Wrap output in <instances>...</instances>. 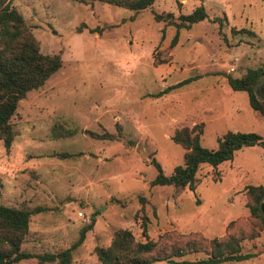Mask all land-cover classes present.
I'll list each match as a JSON object with an SVG mask.
<instances>
[{"label":"rangeland","instance_id":"374dc122","mask_svg":"<svg viewBox=\"0 0 264 264\" xmlns=\"http://www.w3.org/2000/svg\"><path fill=\"white\" fill-rule=\"evenodd\" d=\"M12 5L41 52L59 54L63 61L19 101L10 148L0 140V204L40 208L30 216L24 251L71 247L92 216L69 264H101L96 248L108 246L122 228L138 240L147 235L166 245L170 237L195 233L224 236L236 219L248 227L243 185L264 183L259 145L235 151L216 167L202 164L194 189L150 182L159 173L155 163L165 175L183 165L185 149L172 139L177 129L201 130L200 143L210 149L227 131L264 136V114L227 82L228 74L240 77L264 62V0H154L140 11L98 0H12ZM199 5L208 17L178 28L172 45L177 27L154 15L172 13L178 22ZM261 235L241 243V252L253 257L220 264H264V229ZM204 257L195 252L173 260ZM13 264L58 260L31 257Z\"/></svg>","mask_w":264,"mask_h":264},{"label":"trees","instance_id":"16d2710c","mask_svg":"<svg viewBox=\"0 0 264 264\" xmlns=\"http://www.w3.org/2000/svg\"><path fill=\"white\" fill-rule=\"evenodd\" d=\"M86 3L87 0H77ZM103 3L140 11L150 7L154 0H98ZM157 21H171L177 30L171 44L178 40V28L190 27L204 20L208 14L203 5L197 6L191 13L179 15L177 22L172 13H156ZM239 31H246L244 28ZM63 61L59 54H45L32 30L26 24L22 14L12 5V0H0V140L9 149L14 130L11 118L17 111L19 101L31 90L41 87L45 81L62 67ZM264 75V62L249 68L240 77L227 75V82L234 90L247 94L251 108L258 114H264V102L259 100L253 91L255 83ZM193 79L192 77L177 82L166 88V91L181 86ZM264 96V82L258 87ZM201 130L183 127L175 130L172 135L174 142L185 149L183 165L174 168L170 175H165L158 163L159 173L150 182L155 185H172L194 189L197 184L196 174L202 164L213 167L233 158L235 151L254 145L264 148V137L255 132L227 131L219 139L217 148L210 149L201 145ZM109 138L111 134H106ZM264 194V185L248 184L244 188L245 206L249 211L248 227L239 224L240 219L227 224V234L206 238L200 234L183 235L181 238H169L164 245L160 241L151 240L147 235V218L142 222L145 240H138L126 228L114 232L111 242L106 247H97L96 253L101 264H151L157 261H168L172 264H220L223 262L249 259L255 254L242 253V241L252 240L264 229V219L260 214L258 202ZM38 208H16L0 204V264H13L22 259L37 257L40 261H55L58 264H69L71 251L84 238L95 218L81 230V235L71 247L57 253L33 254L22 249V243L29 230L30 216ZM264 211V200L262 202ZM202 252L206 257L196 260H178L190 253Z\"/></svg>","mask_w":264,"mask_h":264},{"label":"water","instance_id":"95a60500","mask_svg":"<svg viewBox=\"0 0 264 264\" xmlns=\"http://www.w3.org/2000/svg\"><path fill=\"white\" fill-rule=\"evenodd\" d=\"M263 82H264V75L255 83V85L253 87V91H254L255 95L257 96V98L264 102V96H262L258 92V87ZM263 200H264V194L260 197L259 202H258V206H259V209H260V214H261L262 218L264 219V211L262 210V202H263Z\"/></svg>","mask_w":264,"mask_h":264},{"label":"crops","instance_id":"0c3cea01","mask_svg":"<svg viewBox=\"0 0 264 264\" xmlns=\"http://www.w3.org/2000/svg\"><path fill=\"white\" fill-rule=\"evenodd\" d=\"M263 137H264V136H263ZM246 185H248V184L245 183V184L243 185V192H244V188H245ZM253 185H259V184H253ZM261 185H264V183H262ZM260 237H262V235H261V236L259 235V236L257 237V241L260 239Z\"/></svg>","mask_w":264,"mask_h":264},{"label":"built area","instance_id":"2783aa9c","mask_svg":"<svg viewBox=\"0 0 264 264\" xmlns=\"http://www.w3.org/2000/svg\"><path fill=\"white\" fill-rule=\"evenodd\" d=\"M235 61H238V58H235ZM231 69L234 70V66Z\"/></svg>","mask_w":264,"mask_h":264}]
</instances>
